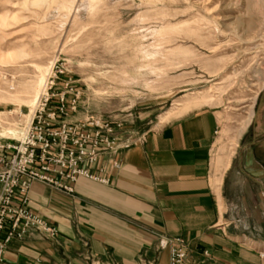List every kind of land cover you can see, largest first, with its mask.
<instances>
[{
	"label": "rangeland",
	"instance_id": "obj_1",
	"mask_svg": "<svg viewBox=\"0 0 264 264\" xmlns=\"http://www.w3.org/2000/svg\"><path fill=\"white\" fill-rule=\"evenodd\" d=\"M97 1L0 0L10 24L0 29V144L17 142L44 76L61 66L81 94L66 99L76 101L67 122L100 121L124 146L212 110L215 182L245 149L264 160V0Z\"/></svg>",
	"mask_w": 264,
	"mask_h": 264
},
{
	"label": "crops",
	"instance_id": "obj_2",
	"mask_svg": "<svg viewBox=\"0 0 264 264\" xmlns=\"http://www.w3.org/2000/svg\"><path fill=\"white\" fill-rule=\"evenodd\" d=\"M172 118L102 155L91 173L105 184L81 178L72 196L33 185L27 209L55 237L27 230L6 246L5 264H170L172 239L194 264H264V160L245 149L215 182L217 112Z\"/></svg>",
	"mask_w": 264,
	"mask_h": 264
},
{
	"label": "built area",
	"instance_id": "obj_3",
	"mask_svg": "<svg viewBox=\"0 0 264 264\" xmlns=\"http://www.w3.org/2000/svg\"><path fill=\"white\" fill-rule=\"evenodd\" d=\"M65 77L64 69L57 66L47 78L24 140L0 144V237L7 227L10 229L0 241V264H5L6 246L21 239L27 230L55 237V230L27 209V195L34 184L67 196L74 194L81 178L105 184L106 180L93 175L91 169L102 155L131 146L118 145L112 129L100 121L65 120L70 111H76V101L67 104L66 99L77 100L81 95L69 88L70 80ZM58 87L63 90L56 91ZM168 244L170 264H194L182 240H168ZM86 261L94 264L91 258ZM140 264L156 262L143 259Z\"/></svg>",
	"mask_w": 264,
	"mask_h": 264
},
{
	"label": "bare ground",
	"instance_id": "obj_4",
	"mask_svg": "<svg viewBox=\"0 0 264 264\" xmlns=\"http://www.w3.org/2000/svg\"><path fill=\"white\" fill-rule=\"evenodd\" d=\"M97 0H87V4L85 6L86 9H90L93 5L94 2H96ZM98 2V1H97ZM10 26V24L8 23V20L6 19V17H2L0 16V29H6ZM1 59V57H0ZM47 75L44 76V80L41 84V87H40V90L38 92V95L36 97V101L34 103V107L32 109V111L29 113L28 117H29V121H28V125L32 119V115H33V112L35 110V107H36V104H37V101L39 99V96L42 92V90L44 89V86H45V81L47 79ZM36 89H39V86L36 87ZM264 89V88H263ZM257 100V98L255 97L253 99V102H255ZM254 106V104H253ZM253 106L251 107L250 111H249V114H248V118L247 120L244 122V124L242 125V127L238 130L237 132V135H236V139L234 140V143H233V146L236 147L237 146V143H238V140L242 137V135L245 133V131L249 128L250 124L252 123V120H253V117H254V112H253ZM28 125L27 127L21 132V134H19V136L16 139V141H23L24 138L26 137V134H27V130H28Z\"/></svg>",
	"mask_w": 264,
	"mask_h": 264
}]
</instances>
